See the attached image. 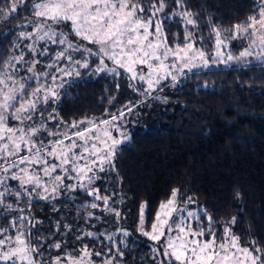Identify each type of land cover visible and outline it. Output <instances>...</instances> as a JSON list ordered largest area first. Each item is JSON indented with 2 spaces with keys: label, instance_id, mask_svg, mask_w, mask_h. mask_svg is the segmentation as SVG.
Listing matches in <instances>:
<instances>
[{
  "label": "trees",
  "instance_id": "1",
  "mask_svg": "<svg viewBox=\"0 0 264 264\" xmlns=\"http://www.w3.org/2000/svg\"><path fill=\"white\" fill-rule=\"evenodd\" d=\"M35 2L37 0H31L23 9L12 13L11 19L0 20V62L18 54L15 45L24 48L32 42L19 38V33L33 31L26 21L35 19L31 11ZM151 2L142 0L145 6ZM165 4L167 7L161 14L162 19L165 14L167 17L162 25L164 42L170 47L184 49L185 36L192 33L197 37L192 49L197 53L196 66L173 71L177 77L175 83L170 78L163 80L155 91L148 94L144 91L139 98L130 101L135 105V111L140 112L137 124L131 127V139L118 147L115 171L99 173L103 179L95 182L101 195L119 193L113 197L116 203L110 202L109 207L119 210L120 216L115 217L103 206L88 209L100 217L99 220L81 216L79 205L92 202L102 205V201H94L85 189L77 188L76 192L62 194L52 202L61 209L59 213H52L44 201H35L31 212L24 213L35 217L36 221H44L42 226L37 223L31 229L33 241L51 239L49 230L60 219L73 226V232L66 238L69 252L82 246L92 253L107 248L114 252L117 241L124 251L119 264H153L149 257L156 253L152 251L149 239L139 231L141 207H144L143 228L148 231L156 222L160 205L169 201L172 190L179 189L177 204L206 209L212 217L217 239L223 237L221 225L234 217L235 224L230 227L239 237L240 245L247 247L250 241L256 240L257 245L264 248V55L257 56V53H264V47L258 44L257 49L262 50L242 58L240 53L251 48V40L247 35L229 31L233 25L256 14L261 0H185L184 9L177 7L175 0H165ZM0 7L7 10L5 4ZM185 10L199 21L195 28L186 25L180 17L179 13ZM21 25L24 27H19ZM214 28L219 29V38L223 41L220 56L216 55ZM36 46H46L50 54L63 47L51 43L45 45L43 41H36ZM199 52H203V58ZM73 55L89 59V67L75 68L79 76L64 77L60 87L57 85L61 81L46 82L60 93L44 106L55 108L60 121L59 124L49 121L48 126L74 132L77 129H70L73 123L82 130L85 123H79L81 121H100L110 119L119 111L126 112L125 106L117 107L121 89L118 74L97 72L95 55ZM25 59H28L27 55ZM39 59L42 63L35 65L37 70L44 62H51L48 55ZM21 75L25 74L22 72ZM30 87H35V82ZM16 124L9 121V126ZM9 184L18 186L16 181H9ZM183 197H192L194 203L186 202ZM5 203H13L15 207L16 202L9 198ZM20 203L23 205V201ZM15 216L16 213L6 212L0 206V226L7 228ZM199 219L205 220L202 213ZM194 225V228L200 226L196 222ZM41 227L43 231L36 235ZM204 227L207 228L206 223ZM121 231L128 235L122 236ZM76 232L83 233L84 238L72 240L71 236ZM89 232L96 238L88 237ZM8 234L14 235V230L9 229ZM108 235H113V240L108 241ZM121 237L125 238V244L120 242ZM205 237L208 239L207 235ZM93 258L101 259L95 255ZM155 264H159L158 259Z\"/></svg>",
  "mask_w": 264,
  "mask_h": 264
},
{
  "label": "snow or ice",
  "instance_id": "2",
  "mask_svg": "<svg viewBox=\"0 0 264 264\" xmlns=\"http://www.w3.org/2000/svg\"><path fill=\"white\" fill-rule=\"evenodd\" d=\"M29 2L31 0H0V4L7 5V10L0 7V20L11 19L12 13L23 9ZM175 4L184 9L185 0H175ZM166 7L165 0H152L147 6L142 0H37L32 4L31 11L35 19H28L26 25L32 27L33 31L19 33V38L32 42L24 48L15 45L18 54H12L7 61L0 62V206L6 212L16 213L7 228L0 226V261L3 264H94L91 259L93 255L101 258V264H119V260L123 259L124 251L118 245L113 246L114 252L112 248H107L92 253L86 246L79 250L73 248L69 252L66 238L73 232V226L60 219L49 230L51 239L33 241L31 229L37 223L42 226L44 221H36L35 217L24 213L31 212L35 201L47 202L52 213H59L61 209L52 202L57 201L62 194L76 192L78 187L84 188L94 201H102V205L96 202L79 205L81 216L99 220L101 218L88 209L102 206L115 217L120 216L119 210L109 207L110 202L116 203L113 197L119 193L114 191L101 195L95 182L103 179L99 173L115 171L117 149L131 139L125 125L120 123L126 119L124 111L111 115L110 119L81 121L79 123H85L82 130L77 123H73L70 129H77L74 132L50 128L49 121L56 124L60 121L55 108L46 109L44 106L50 100L54 101L60 93L46 82L55 84L61 81L57 85L60 87L64 77L74 74L79 76L75 68H88L89 59L74 57L73 53H79L80 57L87 53L89 57L97 56V72L115 75L118 74L117 69H126L132 74V79L146 81V94L155 91L162 80L170 78L175 83L177 77L169 70L175 65H166L164 61L172 54L180 57L185 66L189 65L197 55L195 52L189 55L197 37L188 33L184 49L178 48L175 52L163 44L166 37L162 36V25L167 17L165 14L162 19L161 14ZM179 15L186 25L193 28L199 23L189 11H182ZM61 24L67 28V32L56 27ZM213 31L217 35L216 55L220 56L223 41L219 38V29L214 28ZM229 31L247 35L253 45L258 43L264 47V0H261L256 14L233 25ZM36 41L63 47L50 54L46 46L37 47ZM26 55L28 59H25ZM45 55L50 56L51 62H44L43 67L37 70L35 65L42 63L39 57ZM198 55L203 58L204 54L199 52ZM251 55L253 51L247 49L240 53L242 58ZM261 55L264 53H257V56ZM105 60L111 61L116 67H108ZM153 61L157 62V66L153 65ZM136 65H146L149 71L146 75H138ZM162 71L165 73L163 76L160 75ZM22 72L25 75H21ZM33 82L35 87H30ZM125 107L127 112H132L135 105L129 102ZM10 120L17 124L9 126ZM88 124L92 126L88 127ZM114 130L117 136L113 135ZM22 152L25 154L21 155ZM9 181L18 182V186L10 185ZM66 181H78V184ZM178 194L179 189L172 190L169 201L160 205L150 232L143 228L144 207H141L139 231L152 241L166 239L162 247L152 250L156 253L149 257L153 264L157 259H160V264H264V248L258 246L256 240L250 241L245 247L240 245L239 237L231 232L230 225L235 224L234 217L221 225L223 237L217 243L213 220L206 209L200 208L194 212L176 207ZM9 198L16 202L15 207L13 203H5ZM183 199L194 203L192 197ZM176 212L181 213L177 217L181 221L180 225L176 221L169 223ZM201 213L205 217L203 222L199 219ZM189 218H194L200 226L191 227ZM205 223L207 228L204 227ZM9 229L14 230V235L8 234ZM40 231H43L42 227L36 235ZM170 232L177 234L169 236ZM124 235L128 233L124 232ZM205 235L208 237L206 240L203 239ZM87 236L96 238L91 232ZM83 238L81 232L71 236L74 241ZM107 240L111 241L112 235H108Z\"/></svg>",
  "mask_w": 264,
  "mask_h": 264
},
{
  "label": "rangeland",
  "instance_id": "3",
  "mask_svg": "<svg viewBox=\"0 0 264 264\" xmlns=\"http://www.w3.org/2000/svg\"><path fill=\"white\" fill-rule=\"evenodd\" d=\"M56 27H58L59 30L60 31H63V32H65V29H67L63 24H61L59 26H56ZM150 39H151V37H150ZM163 44H165V45L168 46V43L167 42H163ZM250 44H251V48H249V50H252L253 52H257L259 50H262V49H257L258 47L256 45H258V43L256 45H253L252 44V41H250ZM171 48H172L173 52H175L178 49L175 46H171ZM192 53H193V50L191 51V53L189 55H191ZM170 59H172L173 62L172 61L169 62L168 60H170ZM106 62L111 67H116L111 61H107L106 60ZM164 63L166 65H169L170 64V66L171 65H175V67H170L169 70L171 71V73L173 71L178 72L177 69H183V70L185 69L186 70V69H189V68H192V67H195L196 66L195 60H193L189 65L185 66L182 59H178L176 56H173L172 54H169L168 59L165 60ZM193 64H195V66H192ZM153 65L154 66H157V62L153 61ZM135 68H136V72H137L138 75H146L147 72L149 71L147 69V66L146 65H136ZM117 70H118L117 73H118V76H119L118 77L119 78L118 81L121 84V89L119 91L120 99L118 101L117 107L120 108L122 106H125L127 102H130V101H133V100H136L137 98H139L142 95V93L147 89V83H146V81H143L142 82V81H140L138 79H136V80L132 79V74L129 73V72H127L126 69H117ZM164 74L165 73L163 71L160 73L161 76H163ZM161 82H163V80ZM136 89H140V91H137ZM135 109H136V107L133 108V111L132 112H127V111L125 112L124 111L125 114H126V119L120 122V123H123L125 125L126 131L128 132L129 136H130L131 127L134 126V125H136L137 122H138L137 120L139 119L138 113H140V112L139 111L136 112ZM10 126H13V125H10ZM101 127H104V125H101ZM113 135L114 136H117L118 133L114 130L113 131ZM66 143H68V142L66 141ZM72 183L78 184V181H73ZM82 189H84V188H82ZM175 206L178 207V208L182 207L185 210H191V211H194V212H196V211H198L200 209V207L199 208H187L185 205L180 206V205L177 204V202H175ZM178 216H181V213L180 212L173 213L172 217L169 220V223L171 224L173 221H176L177 225H180L181 221L177 220V217ZM189 220L191 221L190 226L194 228V226H195L194 225L195 219L194 218H189ZM148 231L150 232L151 229L148 230ZM165 231L167 232V228L165 229ZM124 232L125 231H121V235L122 236H123ZM231 232L234 234V232H233L232 229H231ZM140 234H142V233L140 232ZM176 234H177L176 232H170V233H168L169 236H173V237ZM146 237L149 239V243L151 244V247L153 249L160 248V247L163 246V244L166 243V239H163V238H162V240L160 242H156V241H152L150 239V237H148V236H146ZM203 239L206 240L207 238L204 237ZM220 241H221V238L220 239H217V243H219ZM120 242L123 243V244H125L126 243L125 238L124 237H121ZM115 245H118L119 246V244H118L117 241H116V244ZM88 251L89 252H92L89 249H88ZM162 258L163 257H161V259ZM91 259H92V261H94V264H101V259L99 261L98 260H95L93 258V256H91ZM0 262H2V261H0ZM158 262L160 264V259H158Z\"/></svg>",
  "mask_w": 264,
  "mask_h": 264
}]
</instances>
